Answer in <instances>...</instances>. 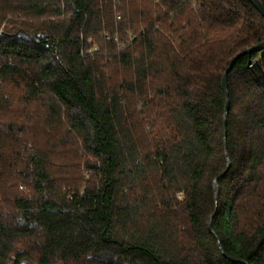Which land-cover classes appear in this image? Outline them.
I'll return each mask as SVG.
<instances>
[{"label":"trees","instance_id":"1","mask_svg":"<svg viewBox=\"0 0 264 264\" xmlns=\"http://www.w3.org/2000/svg\"><path fill=\"white\" fill-rule=\"evenodd\" d=\"M262 41L252 0H0V264H264V49L222 83Z\"/></svg>","mask_w":264,"mask_h":264},{"label":"rangeland","instance_id":"2","mask_svg":"<svg viewBox=\"0 0 264 264\" xmlns=\"http://www.w3.org/2000/svg\"><path fill=\"white\" fill-rule=\"evenodd\" d=\"M94 48H98V47H94ZM90 51L92 52V50H90ZM127 74H129L128 71L123 70L122 68L118 69V71H116V76H117L116 79L119 80V78L121 76H123V75L127 76ZM9 89L13 90L14 93L17 94V95L20 94V88H18L17 86L16 87H10ZM23 106H25V104L24 105L20 104V107H23ZM28 107H29V109L31 108L32 110L38 111L37 108L39 107V105H37L36 103H33V104H31V106L29 104ZM43 110L44 109L42 108V112H43ZM39 118L38 117L33 118L32 123H30L29 126H34L35 127V131H32L30 129L29 130L30 134H27V135H33L34 133H36L37 136L40 139H42V141H46V140L48 141L49 140L48 138L51 137V135H53V134H55L56 138H58V133H54L53 131H50V129H45L46 127L43 128V126L45 125V122H43L41 120L42 116H41L40 119ZM38 119H39V121H38ZM46 132H48V135L46 134ZM17 136L19 137V141H21V142H22V139H26V138H24L23 134L22 135L19 134ZM68 139L69 138L66 137V136H62L61 137V134H60V140H61L62 143H66V140H68ZM66 144L69 145V143H66ZM78 146L81 148L80 144L74 146V150L76 152V155H78V153H79L78 149H77ZM47 149H51V148L44 147V150H47ZM81 155H82V159L78 160V161L75 160L74 153H68L65 156H63L62 154L61 155H56L55 158H52L55 161L56 165L53 168H51V169L53 171L59 170L62 175L68 174V176L71 178L72 176L77 174L74 165L77 162H80L81 168L85 172V178L86 179H91V174H89L88 171H87V166H88L87 163L92 164L94 161L92 159H89V157H88V155L86 153L83 154V151H81ZM59 165H63L65 167L61 168V166H59ZM18 166H19V168H25V163L24 164H19ZM19 168H18V171L20 170ZM21 183L25 184L24 182H21ZM26 186H27V189H26V187L22 189L20 186H18V188L14 189V190L18 194H20L21 196L32 195L33 194V190L31 189L30 186H28V184ZM178 197H179V199H183V194L180 193L178 195ZM5 202H6L5 200H0V208H1L0 210H1V212L3 214H5V216L3 217L4 220L10 221L14 216H16V214H15V211L11 209L13 207L12 204H6ZM3 207H6V208L3 209ZM16 217H18V216H16ZM18 246L22 247V249H21L22 251H25V252L28 251V248H29L28 243L18 244ZM33 254L34 253L31 254L32 258H26L25 257L24 260L22 261V263L23 264H37L36 256H35V254L34 255Z\"/></svg>","mask_w":264,"mask_h":264},{"label":"water","instance_id":"3","mask_svg":"<svg viewBox=\"0 0 264 264\" xmlns=\"http://www.w3.org/2000/svg\"><path fill=\"white\" fill-rule=\"evenodd\" d=\"M253 1V4L254 6L256 7V9L264 16V5L261 3L260 0H252ZM264 49V41L260 42L259 44L253 46L252 48L238 54L233 60L232 62L230 63L229 67L227 68V70L225 71L224 75H223V80H222V83H223V88L224 90L226 91L227 90V77L230 73V71L232 70L236 60L242 55V54H251V53H254V52H258V51H261ZM229 110V101L227 100V103H226V113L228 112ZM226 124V122H225ZM230 167V164L228 166V168L224 171L223 175H225L228 171ZM215 187H216V190L218 192V186H217V183L215 184Z\"/></svg>","mask_w":264,"mask_h":264},{"label":"built area","instance_id":"4","mask_svg":"<svg viewBox=\"0 0 264 264\" xmlns=\"http://www.w3.org/2000/svg\"><path fill=\"white\" fill-rule=\"evenodd\" d=\"M258 61H259V58L254 59V60L252 61V65L255 64V63H257Z\"/></svg>","mask_w":264,"mask_h":264}]
</instances>
